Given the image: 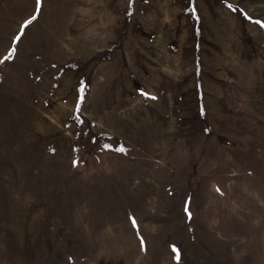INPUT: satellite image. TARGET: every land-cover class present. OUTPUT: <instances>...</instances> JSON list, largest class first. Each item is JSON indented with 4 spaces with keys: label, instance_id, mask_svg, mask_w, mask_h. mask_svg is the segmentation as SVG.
<instances>
[{
    "label": "rangeland",
    "instance_id": "obj_1",
    "mask_svg": "<svg viewBox=\"0 0 264 264\" xmlns=\"http://www.w3.org/2000/svg\"><path fill=\"white\" fill-rule=\"evenodd\" d=\"M0 61V264H264V0H0Z\"/></svg>",
    "mask_w": 264,
    "mask_h": 264
},
{
    "label": "snow or ice",
    "instance_id": "obj_2",
    "mask_svg": "<svg viewBox=\"0 0 264 264\" xmlns=\"http://www.w3.org/2000/svg\"><path fill=\"white\" fill-rule=\"evenodd\" d=\"M40 3H41V0H36V12L38 13L40 11ZM36 19V16L34 15L31 20H28V21H25L24 25H22L21 27V33H23L24 29L29 25L31 24L32 20H35ZM17 40L20 39L19 36L16 37ZM15 52V49L13 48L12 51H10L8 53L7 56L4 57V60H9L12 58L13 54ZM3 61H0V63H2ZM124 149H120V151H123ZM187 211V209H186ZM133 223L135 224V221H133Z\"/></svg>",
    "mask_w": 264,
    "mask_h": 264
}]
</instances>
